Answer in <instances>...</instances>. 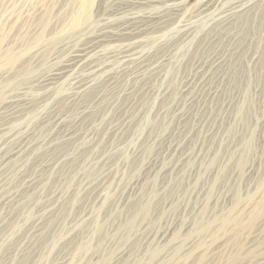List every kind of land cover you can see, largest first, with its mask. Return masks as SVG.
I'll use <instances>...</instances> for the list:
<instances>
[{"label":"rangeland","instance_id":"374dc122","mask_svg":"<svg viewBox=\"0 0 264 264\" xmlns=\"http://www.w3.org/2000/svg\"><path fill=\"white\" fill-rule=\"evenodd\" d=\"M74 1L77 2V5ZM199 1L200 0H195L194 3L193 0L191 6L185 7L180 13L176 15H171L166 13L163 8L152 4H146L142 0H92L88 10V19L85 20L82 19L84 16H81L84 15V13L79 14L78 0H0V53H2L4 56L0 59V73H11L16 68L15 65L10 66L9 59L5 57L9 49L13 51V54L18 55L21 60H26L32 54H37V56L34 57L35 59L33 58L34 60L32 59L30 62V66L33 68L31 75L20 76L16 79V81H13L12 84L4 86L0 89V108H2L5 105V102L8 100L21 95H26L27 98H30V101L33 99L32 104L35 105L33 107L31 105L33 111L30 108L31 110L28 109L30 111L27 110L22 114L23 116H20L22 119L18 117L21 120H18V118L15 119L18 120L20 124L18 121L11 123L8 122V124L6 123L7 120L0 118V125L4 124L6 126V132L10 131L13 134L19 133L20 135L21 133L28 132V130L30 132L33 130L34 134L39 135L41 132L39 126L42 128V124L39 122H42V117H47L49 114H52V111H58L60 108V99H62L61 96L56 94L58 96L57 97L54 94L52 95L53 97L51 99L49 98V100H42V98L45 97L41 96V91L39 90L37 82L42 77L48 75L51 70L57 68L72 50L86 44L100 31L108 27H114L125 23L128 16L133 15L142 19L147 16H158L162 18L161 21H157L159 23H154L144 19V22L148 27V31L146 33L147 39L140 47H138V49L133 48L136 51L147 53L148 60H155L156 58L159 59L162 57L161 70L159 69V73L157 72V75L155 74L150 79H148L149 81L147 80L148 85L159 89L157 98H155V96H151L150 94L147 96L144 95L146 99V102L144 103L147 104L149 102L148 105L139 111V113L137 110V112L130 110V113L133 111L131 114L136 112L134 117L137 116L136 120L139 119L141 121V130L138 132L135 129V126L132 125L125 128L120 134L114 136L112 138V142L118 145L117 150L115 149L110 152L106 160H104V163L89 164V166L87 165L88 169L86 166H84L83 174H80L79 177L75 178L70 189V192L74 191L78 195L77 205L72 211L73 215L81 212L84 209L91 208V205L95 204L93 203V197H90L88 190L91 188V190L96 192L94 185H97L98 178L103 171L104 178L106 177L104 184L108 185L110 200L108 199L109 201H107V203H102L103 207L102 205H99L98 211L99 216L101 214L100 217L102 220H100L105 223V232H107L108 229L106 234L109 239L103 241L104 245H102L100 248L101 250L95 247L96 241H100L99 238H101V236H94L90 251L79 250L75 248L77 244L83 245V242H85L89 238L88 236L91 235L92 223L87 221V223L85 222V224H82V226H80L78 229L80 232L77 230V232L74 233L75 235L73 234L70 236L66 243L63 241L57 244L55 248L50 249L51 251L47 249L48 247L45 246V243H42L45 240L44 235L40 240L41 242L39 241L38 245L32 249L28 248L27 254L25 252L26 255L24 254V256L19 258V260H27V264H60V259L61 261H68L65 264H72V262L73 264H120L121 262V264H135L138 260L147 259V255L145 254H148V247L152 246H145L146 240L144 239V236L136 235V237H134L135 239L133 241L131 240L132 242H126L124 245L121 244L122 240L120 239L118 241V239L120 237L119 235L121 234L120 227L123 226L127 221V214H130L135 209L137 201H139L140 198L142 199L145 191L147 192L148 190V185L150 184H147L148 182H144L142 185L140 184L142 189H140V193L142 194L139 193L133 195V192H126L125 194L130 197L127 205H122L119 202V197L124 192L126 181L128 184L131 179H141L140 172H137L134 167H136L135 165L138 162V156L142 154L145 144H150L151 146L153 145L152 147H154L155 151L160 148L158 144L162 139L161 137L176 133L175 127L177 120L176 117L172 116L171 108L173 106V102H170L169 94H171L174 89L176 90L181 82L191 75L190 70L194 63H199L201 61L203 62L206 58H210L215 54H218L219 56L227 54V59L220 70L223 75L225 74V76L220 80V82L219 79H216L215 77L213 78V82L215 84L218 83L220 86L219 91L212 102H207V105L209 106H207V108H205L202 112L204 122L197 131V135H193V138L191 137L193 140L181 146V151H183L184 154L188 156L189 161L185 164L181 162L182 165L180 163L176 164V158L174 156L164 161V164L167 167L171 165L172 166L169 167V173L167 172V174L165 173L161 175L162 177L160 178L159 185L156 186V193L158 195L153 202L152 212L154 214H151V216H153H150L148 223H142V225H145H140L139 228L142 229V227H144V232L147 233L162 231L166 229L168 225L180 228L182 223H184V220L186 221L185 223H189V228H184L179 233L180 236L176 240L179 244L174 242L171 244L172 246L170 245V248L169 245L166 247L167 250H169L168 257L175 254V256H173L171 259L178 262L177 263L173 261L172 264H222L224 262L223 260H225L229 254L234 253V243H231L234 241L231 239L229 241L228 237H230V233L228 231H225L226 233H219L220 235L218 234V236L215 237L214 235H211L217 232H211L212 234H201L198 236V234H191L190 230L192 229L193 222L199 219L202 214H204V220H210L214 216L220 215L222 212L223 213L221 215L229 214L232 206L231 199L236 189L238 190V194L244 199L248 194L255 191L259 178L264 180V21L262 24H259L256 19V21H250L247 26L244 27V37L241 35L240 39L242 52L244 51L243 56H239L241 55L239 54V51H235L236 54L234 53L235 55L233 54L230 56L228 51H231L235 44L236 46H239L240 43L239 41H236V43L235 41L229 42L222 37L217 39L212 38L214 35L213 33L216 32V27L218 25L217 19L221 14L223 15L224 12H228V10L234 7L236 4H241L247 0H220L217 3L218 5L215 9L216 11L212 10L214 12L201 11L198 4ZM76 12L77 14H75ZM217 14L219 15L215 20L213 15ZM77 15L80 17H77ZM78 18L80 20L82 19L80 21L81 24H79V26L74 24L76 26L74 27L72 24L73 20L76 21ZM44 19H47L48 22L46 21V25L41 27V22H43ZM70 25L73 27L71 28ZM38 39L39 41L37 42ZM125 44L126 43L124 42L117 41L105 44L104 47H106V49L102 48V56L96 59V64L98 63L97 65L99 67L102 66L101 68H104L105 72H108L112 75H117L119 86L123 85V82L125 81L123 75L124 73L122 74V72H120L123 68V64L119 59L121 56L120 54H122V51L125 50ZM133 63L131 64V68L133 67L132 65L137 64V60H135V64ZM65 80H67V82ZM60 82L62 84H60ZM71 82L73 84L71 78L68 77L59 81L57 85L59 86L60 91L63 90L62 93H69L72 90ZM68 88H70V91H68ZM94 92V90L89 92V94L84 97V102H87V98H90ZM174 103H176V101H174ZM226 106L228 107L227 109L225 108ZM163 108H167V110L162 111ZM119 109L120 107H116V104L113 108H109L106 112L107 117L105 115V120L101 122L98 116L99 110L97 108L96 110H98V113L96 112V116H92L90 118L91 121L84 122L87 123L89 128L92 126L90 128V133H92L91 138L88 140L94 139L93 137H96V135H98L97 133L104 129L103 124L107 123V121H115L116 118H118ZM35 110H37V112L34 115ZM220 111L223 115L220 113ZM24 116H26L28 119H25L26 117L24 118ZM140 116L141 118H139ZM163 117L164 119H162ZM23 118L25 120H23ZM88 122H91V124ZM12 123L17 126L15 127L17 129L14 128ZM192 123L193 120L190 117L184 122L183 126L188 128L192 125ZM208 127H210V130L212 131H210L209 136L205 137L204 139L202 138V135H204L209 129ZM34 128L37 129H35L36 133L34 132ZM248 140L250 147L247 148L245 146L248 145ZM150 141L151 143H149ZM3 143L4 141L1 142L0 140V148L8 146L7 144L3 145ZM248 149L250 150L247 151ZM57 151H51L52 153H50L52 156L48 153L50 158H54L53 155L54 153L56 154ZM139 151L140 153L138 155L137 153ZM48 154L45 156V158H49ZM244 154L246 155L247 159L246 167H251L252 173L250 172L249 175L245 172H243L241 175V173L238 172L235 163L236 160ZM41 159L43 158H35L33 159V163ZM101 164L102 166H99ZM175 164L176 166H174ZM32 169V165L27 166L25 168V173L32 172ZM86 171L90 172L91 175L88 172L86 173ZM89 181L96 182L94 183L93 188L89 187L87 190V188L84 187V184H87ZM55 185L60 187L59 183L56 184V180L53 179L47 183L46 189H49L51 186L53 187ZM163 185H165V187ZM169 185H171V187ZM132 198L136 199L133 200ZM168 200L171 201L170 205L168 204ZM172 202L174 203L172 204ZM33 206L34 205H29V209L33 214V217L35 215V218H37L40 214V209ZM244 208L247 210L248 205L245 204ZM94 209H96V206ZM116 209L118 211L120 209L121 210L118 212ZM20 212L21 210L18 207H13L11 211H7L4 224L15 221L17 215H19ZM108 214H112L111 216L113 218L111 216L108 218ZM56 218H54L52 221H58ZM72 218L73 217L68 219L66 221L67 223H62L64 226L60 224L59 226L61 227H59L57 224H55L53 226L54 229L51 227V230L55 231L58 226V231L63 229L61 231V233L63 232L62 238H66V235H68L71 231V222H69V220ZM257 223L254 226L255 228L253 227L250 230L251 232L248 231V227L239 229L237 233V235L239 234L237 236V241L240 243L242 251L245 253L241 252V256H238L235 264H256L259 262L258 260L262 261L264 259V214ZM28 224L27 227L25 226L26 224L23 226L24 228L22 227V233L19 232L15 233L14 235L11 234L12 236L8 235L9 237H7V233H5V231H2V234H0V238L2 240V244L0 246V252H2L0 255L6 254L7 258L13 255L12 251L10 253L5 246L9 248L10 245L13 246L18 244L17 242H21L24 234L26 233L24 232L26 231L25 228H28ZM190 224H192V226H190ZM241 230L242 232H240ZM187 231L190 238L188 236V239L186 240L185 235L187 234ZM195 236L196 238H194ZM82 238L84 240H82ZM210 239H213L214 241ZM197 240L198 242L202 241L204 243V245L202 243V249H200L199 253L200 255H204H202L203 260H200L199 254L196 255V253L199 251L196 253L191 252V257L189 256L187 258H183L184 253L186 254L188 250L186 252L184 251L189 248L190 245H192L193 241V244L198 243L195 242ZM8 242L9 244H7ZM5 243L6 245H4ZM180 247L182 249H180ZM72 250H74V252ZM120 251H126V255L124 254L122 257L118 258ZM45 254L47 255L45 256ZM65 254H68V257ZM91 256H93V258ZM30 261L32 263H30Z\"/></svg>","mask_w":264,"mask_h":264},{"label":"bare ground","instance_id":"6f19581e","mask_svg":"<svg viewBox=\"0 0 264 264\" xmlns=\"http://www.w3.org/2000/svg\"><path fill=\"white\" fill-rule=\"evenodd\" d=\"M91 1L92 0H78L79 14L84 13V15H81V16H84V18L82 19H85V20L88 19V16H89L88 10L91 5L90 4ZM142 1L145 2L146 4H152V5L161 7L164 9L166 13L171 14V15H176L180 13L185 7L191 6L193 3V0H142ZM219 1L220 0H200L198 4H199L201 11L203 12H208L212 10L216 11L215 9L217 8V5H218L217 3ZM74 2L75 4L77 3L76 1ZM194 3H195V0H194ZM75 14H77V12ZM218 15L219 14L213 15V17H215V20L217 19L216 17ZM77 17H80V16L77 15ZM78 19L76 21L73 20L72 24L79 26V24H81L80 21L82 19L81 20L80 19L78 20ZM141 19L142 18L133 16V15L128 16L125 23L118 25V26H114V27H108L100 31L98 34H96V36L91 38L86 44H84L83 46L81 45L80 47L72 50L67 55L66 59L57 68H55L54 70H51V72L48 75L42 77L37 82V85L39 86V90L41 91V96L45 97V98L41 97L42 100L43 99L49 100V98L51 99L53 97L52 95L54 94L55 95L57 94L61 96L62 98L60 99L61 104H60V108L58 109V111L54 110V112L52 111V114H49L47 112L49 115L47 116L45 113L47 117L45 116L44 118L42 117L43 119L42 122H39L42 124V128L39 126V128L41 129V132L39 133V135L34 134L33 130H31L32 132L28 130V132L21 133V135L19 133L13 134L10 131L9 133L8 131L6 132V128H5L6 126L4 124L0 125V140L1 142L4 141L3 145L4 144L8 145L7 147L4 146L0 148V229H2L0 230V234H2V231H5V233H7L6 234L7 237H9L8 235H11V234L14 235L15 233L21 232L22 227L25 224H26L25 226L27 227V224L29 223L28 228H25L26 231L24 232L26 233L25 234L23 233L24 237L23 239L21 238L22 239L21 242H17L18 244L13 245V246L10 245L9 248L5 246L10 253L12 251L13 255H11L9 258H7L6 254L0 255V264H27L28 262L27 260H19V258H22L25 252L27 254L28 248L32 249L33 247L38 245L39 241L44 235H45V240L42 243H45V246L48 247L47 249L50 250V249L55 248L57 244L63 241H65L66 243L68 238L72 236L74 233H76L77 230L80 228V226H82V224L84 225L85 222L87 223V221L92 223L91 225L92 229L90 228L91 235L89 234L90 235L88 236L89 238L85 242H83L84 244L82 243L83 245L77 244L75 248L79 250H86V251L89 250L90 251L92 244H93L92 241H93L94 236L95 237L101 236V238H99L100 241L97 240L98 242L96 241V245H95L96 248L100 249L102 245H104L103 241L109 239L106 234L108 232V229H107V232H105L106 230L104 228L105 223L101 221L102 220L100 217L101 214L99 216V211H98L99 205L101 206L102 203L104 202L107 203V201L110 200V194L108 192V185L104 184V180L106 179V177L104 178L103 171H102V174L100 173L101 174L100 176L97 174L99 178H98V182L96 186L94 185V183L97 181V179L95 182L89 181L87 182V184H84V187L87 188V190L89 187L93 188V185H94V188H96V192L94 190H91V188H89L88 190V193L90 197L91 196L93 197V203L95 204V205L92 204L91 208L84 209L81 212L73 215L72 211L74 207L77 205L78 195L74 191L70 192V189H71L72 182L75 180V178L79 177L80 174H83L84 166H86V168L88 169L87 165L89 166V164H100L102 162L104 163V160H106V158L108 157V154L115 149L117 150L118 145L112 142V138L114 136H116L117 134H120L125 128L130 127L132 125L135 126V129L138 132L141 130V126H142V124L140 126L141 121L139 119L136 120L137 116L134 117L135 116L134 114L137 111L139 113V111H141L142 109H144L145 106L148 105L149 102L147 104L144 103L146 102L144 95L147 96L148 94H150L151 96H155V98H157L159 89H156L155 87L148 85V81H149L148 79H150L153 75L155 74L157 75L159 73L158 71L162 67V64H161L162 57L159 59L156 58L155 60H148L147 53H143L142 51H136L134 49L135 48L138 49V47H140L147 39L146 33L148 31V27L145 24L144 19L155 23L157 21H161L162 18L158 16L157 17L147 16V17H144L142 20ZM256 19L259 24H262V22L264 21V0H247L241 4H236L234 7L230 8L228 12H224L223 15L221 14L219 16V18L217 19L218 25L216 27V32L213 33L214 35L212 36V38L217 39V38L222 37L223 39L229 42L235 41L236 43V41H239L240 43L241 35L243 36L244 27H246L250 21H256ZM46 21L47 19H44L43 22H41L42 23L41 27H44V25H46ZM75 25L74 27H76ZM38 41L39 39L37 40V42ZM116 41L126 43L125 50L122 51L123 53L120 54L121 56L119 58L123 64V68L121 69L120 72H122V74L124 73L123 75H124V80H125V81L123 80L124 82H123V85L121 86L118 85L117 75H112L108 72H105V69L101 68L102 66L99 67L97 65L98 63L96 64L97 62L96 59L102 56V53H103L102 48L106 49L104 45L107 43L116 42ZM242 44H243V41H242ZM235 51H239V54H241V55L239 54L237 55L243 56L244 51L242 52L241 43L239 46H236L235 44L234 48L231 51L229 50L228 53L231 56L235 53ZM32 55L26 60H21L18 55L13 54V51L11 49L7 51V55L5 57L9 59V65L10 66L15 65L16 68L11 73H8V72L0 73V89L4 86H8L12 84L13 81H16V79L20 76H29L32 74L33 68L30 66V62L35 56H37V54L35 53ZM0 56H1L0 59L4 57L2 53H0ZM226 59H227V54L220 55V56L218 54H215L210 58L209 57L206 58L203 62L200 60L201 62L199 63L197 62L192 65V68L190 70L191 75L187 77L185 80H183L181 84L178 86V88L175 87L176 90L174 89V91L171 94H169L170 95L169 100L171 103L173 102V106L171 108L172 116L176 117V120H177L176 127H175L176 133L172 135L169 134L165 137L164 136L161 137L162 139L159 141V144H158L160 146L159 149L154 151V147H152L153 145L151 146L150 144L149 145L145 144V146L143 145L144 149H143L142 154L139 155L141 150L137 153L140 157L137 155L138 162L136 163L135 165L136 167L134 168L136 169L137 172H140L141 179L135 180V178L133 177L134 180L131 179L130 182L128 181L129 182L128 184L126 181V185H125L124 192H123L124 195L123 194H122L123 196L120 195L119 202L122 205H125V204L127 205L128 201L130 200V197L127 194H125L126 192L130 191V192H133V195H136L140 193V189H141L140 184L142 185V183L148 182L147 184H150V185H148L149 187L147 186L148 190L147 192L145 191V194L143 195L142 199L140 198V200L137 201L135 209L130 214H127L128 216L127 221L125 220L126 221L125 224L120 227L121 234L119 235L120 237L118 239V241L121 239L122 240L121 244L124 245L126 242H130L131 240L133 241L136 235H142L144 236V239L146 240L145 246L147 247L152 246V247H148L149 248L147 251L148 254H145L147 255V259L138 260L135 264H172L174 260H172L171 258L175 256V254L173 256L168 257L169 250H167L166 247H168L169 245V248H170V245L172 243L177 242L176 240L179 238L180 236L179 233L182 231V229L189 228V223H185L186 222L185 220H184V223H182V226L180 228L172 226V225L170 226L168 225V227L162 231H154V232L145 233L144 227H142L143 230L139 227L140 225H142V223H148V220L150 219V216L153 213L152 212L153 202L158 195L156 193V188H157L156 186L159 185L160 178L162 177L161 175L165 173L167 174V172L169 173L168 171L170 170L169 167L172 166L171 165L167 167L164 164V161L173 156L176 158L175 159L176 164L177 163L181 164V162L185 164L189 161L188 156H186V154H184V152L181 151V146L193 140L192 136L195 134L197 135V131L199 130L202 123L204 122L202 112L205 108H207V106H209L207 105V102L210 103L215 98V96L217 95V92L219 91V87H220L218 83L215 84L213 82V78L215 77L216 79H219V82H220V80L225 76V74L223 75V73H221L220 70L222 69ZM135 60H137V64H135ZM132 63L135 65H132L133 67L131 68ZM68 77L71 78V80L73 81V84L71 82L72 90L69 93L67 92L62 93L63 90L60 91V88L57 85V83ZM65 81L67 82V80ZM60 84L62 83L60 82ZM69 89L70 88H68V91H70ZM93 90L95 92L92 94L90 98H87L88 99L87 102L86 101L84 102L83 100L85 99L84 97ZM174 101H176V103H174ZM32 103H33V99H31L30 101V98H27L26 95H21L13 99H10L7 102H5V105L2 108H0V118H2L3 120H7L6 123L17 122L18 120L22 119L20 116H23L22 114L25 113L28 109H30L31 105L32 107L35 106ZM115 104H116V107L117 106L120 107L118 118H116L115 121L109 120L107 121V123L104 122L105 123L103 124L104 129H102L101 132L97 130L99 132L97 133L96 131L98 135H96V137H93L94 139L88 140L89 138H91L92 133H90V128L92 126L89 128L87 126V123H84V122L91 121L90 118L92 116L93 117L96 116V112L98 110H99L98 116L100 118V121L103 122L105 120V115L107 117L106 112L108 111L109 108L111 107L113 108ZM97 108L98 110H96ZM225 108L227 109L228 107L226 106ZM37 110H35L34 115L37 112ZM130 110H133V111L137 110V111L134 114H131L133 111L130 113ZM166 110L167 108H163L162 111H166ZM18 117H20L21 119ZM25 117L26 116H24V118ZM190 117L192 118L193 123L188 128H185L183 124ZM17 118L18 120H15ZM24 118L23 120L28 119L27 117L25 119ZM139 118H141V116ZM162 119H164V117ZM9 120H12V121H9ZM18 123L20 124L19 121ZM12 124L14 125V123ZM89 124H91V122ZM15 127L17 126L14 125V128ZM208 128L209 129L205 132V134L202 135V138L204 139L205 137L209 136L210 131H212L210 130V127ZM35 129L36 128H34V132H35ZM149 143H151V141ZM247 144L248 145H246L245 147L247 148L250 147L249 140L247 141ZM57 150H60V151H57ZM249 150L250 149H248L247 151ZM51 151L52 152L57 151L56 154L54 153L53 155L54 158L53 157L50 158L49 156V154L51 155L52 153ZM47 154L49 158H45ZM245 154L241 155L238 159L236 158L237 160L235 162L238 172L241 173V175L243 174V172L248 173V175L251 172V167H248V166L246 167L247 165L246 155L247 154L246 155ZM41 157L43 159L38 160L37 162L33 163V159L41 158ZM176 164L174 166H176ZM184 164H183V168H184ZM29 165H32V168H33L32 172L25 173V168ZM99 166H102V164ZM87 172L88 171H86V173ZM177 176H178V173H177ZM53 179L56 180V184L59 183L60 187L59 186L57 187V185H55L53 187L51 186L50 188L48 187L49 189H46L47 183H49ZM163 186L165 187V185ZM169 186L171 187V185ZM132 199L135 200L136 198L135 199L132 198ZM231 200H232V206H231V209H230L231 211L229 212V214L221 215L223 213L222 212L220 215H216L210 220H204L203 219L204 214H202L199 219H197L196 221L193 220L195 221L193 222V226L192 224H190V226H192V229L190 230L191 234H198V236L201 234H206V233L208 234L211 232L212 233L217 232L215 234L211 233L212 234L211 236L214 235L215 237L218 236L219 233H223L225 231H228L230 233V237L228 238H229V241L230 239L234 241V242H231V243H234L233 244L234 253L229 254L226 257V259L223 260L224 262L222 264H235L236 263L237 261L236 259L241 254V252H243L240 243H238L237 241V236L239 235V234L237 235V233L239 229L248 227L249 229L248 231H250L255 226V224L261 219L262 215L264 214V180H261L259 178V181L256 184L255 191L248 194L244 199L238 194V190L236 189ZM170 202L171 201L168 202L169 205H170ZM131 203H132V200H131ZM173 203L174 202H172V204ZM245 204L248 205L247 210H245L244 208ZM29 205H34L36 208L38 207L40 209L39 210L40 214L37 218H35V215L33 217V214L30 212ZM95 206H96V209H94ZM13 207L20 208L21 210L20 214L17 215V218L15 221L4 224L5 217L7 215L6 212L11 211ZM33 207H30V208H33ZM122 207H125V206H122ZM198 211H199V208H198ZM100 213H101V209H100ZM112 213H116V212H112ZM111 215L108 214V218ZM36 216H37V211H36ZM71 217H73L71 220H69V222H71L70 224L71 231L69 232L68 235H66L67 236L66 238H62L63 232L61 233V231L63 229L61 228L62 230L58 231V228L61 227L59 225L64 222L67 223L66 221L70 219ZM54 218H56V220L58 221L53 222L52 220ZM55 224H57L59 227L57 226V229L55 231H52L51 227L54 229L53 226ZM64 224L62 225L64 226ZM112 225H113V222H112ZM188 231H187V234L185 235L186 240L188 239V236H189ZM240 232H242V230ZM194 238H196V236ZM82 240L84 239L82 238ZM210 240H213V239H210ZM9 242L7 244H9ZM195 242H198V240ZM193 243L192 245L189 246V248H187L184 251L186 252L188 250L186 254L184 253L183 258H187L189 256L191 257L192 253H196L198 251L199 252L196 253V255L200 253V249H202L203 242L201 241L195 244ZM1 244H2V240L0 241V246ZM4 245H6V243ZM180 249L182 248L180 247ZM72 251L74 252V250ZM81 252H85V251H81ZM125 252L126 251H120L118 254V258L122 257L125 254ZM46 255L47 254H45V256ZM65 255L67 256L68 254H65ZM65 255H62V256H65ZM202 255L199 254L200 260H203ZM91 257L93 258V256ZM31 261L30 263H32ZM258 261L259 262H257L256 264H264V259L262 261L260 260ZM59 262L60 264H65L68 261L66 260L61 261L60 259ZM174 262H177V261H174Z\"/></svg>","mask_w":264,"mask_h":264}]
</instances>
